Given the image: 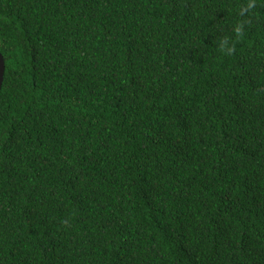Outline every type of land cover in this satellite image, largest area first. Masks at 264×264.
Instances as JSON below:
<instances>
[{
	"label": "trees",
	"instance_id": "1",
	"mask_svg": "<svg viewBox=\"0 0 264 264\" xmlns=\"http://www.w3.org/2000/svg\"><path fill=\"white\" fill-rule=\"evenodd\" d=\"M0 54V264H264V0H0Z\"/></svg>",
	"mask_w": 264,
	"mask_h": 264
},
{
	"label": "clouds",
	"instance_id": "2",
	"mask_svg": "<svg viewBox=\"0 0 264 264\" xmlns=\"http://www.w3.org/2000/svg\"><path fill=\"white\" fill-rule=\"evenodd\" d=\"M248 8L253 7V3H249L247 5ZM241 31L240 26L236 27V32L239 33ZM219 48L222 52H224L226 55H231L234 51L233 47L229 44L227 38L221 39L219 41Z\"/></svg>",
	"mask_w": 264,
	"mask_h": 264
},
{
	"label": "water",
	"instance_id": "3",
	"mask_svg": "<svg viewBox=\"0 0 264 264\" xmlns=\"http://www.w3.org/2000/svg\"><path fill=\"white\" fill-rule=\"evenodd\" d=\"M4 74H5V62L3 56L0 54V92L4 81Z\"/></svg>",
	"mask_w": 264,
	"mask_h": 264
}]
</instances>
